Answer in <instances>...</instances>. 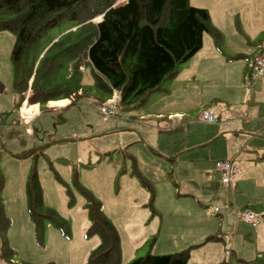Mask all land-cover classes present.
I'll return each mask as SVG.
<instances>
[{
	"label": "rangeland",
	"instance_id": "1",
	"mask_svg": "<svg viewBox=\"0 0 264 264\" xmlns=\"http://www.w3.org/2000/svg\"><path fill=\"white\" fill-rule=\"evenodd\" d=\"M123 2L118 0L116 5ZM188 2L207 10L219 37L203 33L201 48L177 64L173 77L163 80L142 100H117L115 114L106 120L100 107L114 99L117 91L107 90L106 80L94 74L88 62H81L76 70L72 61L64 59L60 43L67 40L68 45L75 39L79 23L68 18L59 21L29 49L28 63L36 79L55 96L57 92L68 95V102L56 106L38 102L39 112L33 116L28 135L24 127L10 126V120L1 119L0 264H10L5 256H12L16 263L90 264L92 253L103 248L100 233L87 234V207L93 201L99 203L101 214L116 231L119 264L148 252L159 255L186 248L187 264H264V256L246 254L252 250L250 245L240 251L244 256H237V250L230 253V233L217 235L226 250L215 251L211 245L215 242L202 238L208 229L221 227L222 216L233 206L230 189L222 180L223 205L204 202L200 212L191 201H179L174 194L175 202L170 201L172 192L193 195L206 190L208 179L219 182L214 180L220 174L214 162L220 157L221 142L216 136L209 138L211 132L217 133L219 124L197 116L208 108L219 109L224 102L230 107L241 102L248 105L257 84L262 80L264 85V76H249L256 52L264 47V0ZM14 40L12 30L0 28V82L4 89L0 109L5 110L11 96L21 101L24 93L31 92L28 89L20 94L14 85L19 76L10 57ZM59 49L63 50L55 62L63 64L55 74L40 77L37 65L54 62L51 56ZM17 104L14 112L21 113ZM250 134L238 133L235 143L241 141L239 147H243ZM257 153L256 162L264 158L259 150ZM34 172L42 187V212L53 214V218L39 217L40 229L29 212L28 180ZM204 212L206 222L197 217ZM237 214L241 230L247 234L246 244H251L252 231L240 218V210Z\"/></svg>",
	"mask_w": 264,
	"mask_h": 264
},
{
	"label": "trees",
	"instance_id": "2",
	"mask_svg": "<svg viewBox=\"0 0 264 264\" xmlns=\"http://www.w3.org/2000/svg\"><path fill=\"white\" fill-rule=\"evenodd\" d=\"M117 1L0 0V28L15 33L10 57L19 76L14 85L20 94L31 90L27 96L29 104L68 98V95L59 96L57 92L55 96L47 91L28 63L29 49L47 28L61 20L73 19L81 25L75 39H71L68 45H65L67 40L60 43L64 45V59L72 61L76 70L81 62H88L94 74L106 80V89L117 91V100L128 103L137 98L142 100L163 80L173 77L177 64L201 48L203 33L210 32L219 37L220 33L210 24L207 10L190 5L188 0H124L116 5ZM97 17L100 19L94 20ZM63 49L51 56L52 60L55 58L54 62L45 61L37 65L35 71L40 77L58 71L63 62L55 61ZM31 75L34 79L28 86ZM66 89L69 91V88ZM3 90L0 82V92ZM219 160H232L238 166L232 158L217 159L214 164ZM240 170L241 173L233 177L231 186L234 178L241 176ZM151 193L154 199L152 190ZM28 196L30 218L40 229L39 217L53 218V214L45 210L42 212V187L35 172L28 180ZM90 206L87 207L90 222L87 234L100 233V247H103L92 253L90 264H119L116 231L101 214L98 202L93 201ZM212 238L217 236L209 235L206 239ZM188 257L189 248L159 255L148 252L126 264H187ZM5 258L11 260L10 264H36L12 262V256Z\"/></svg>",
	"mask_w": 264,
	"mask_h": 264
},
{
	"label": "crops",
	"instance_id": "3",
	"mask_svg": "<svg viewBox=\"0 0 264 264\" xmlns=\"http://www.w3.org/2000/svg\"><path fill=\"white\" fill-rule=\"evenodd\" d=\"M258 53L259 51L256 52L254 56L255 58ZM23 96L24 97L21 101H17L14 95L11 96L12 100L9 101V109H0V122L1 119L5 121L8 119V121H11L10 126L16 125V127H24V131L26 135H28L29 133H32L30 124L33 121V116L36 115V112H39V103L36 102L29 104L25 94ZM245 98H247L246 95L243 96V100H246ZM248 100V105L241 102L235 103L239 106L233 105L230 107L227 102H224L225 104L222 106L220 105L219 109L208 108L213 111L215 110L216 112H214L218 115V120L216 122L219 124L216 126L217 133L210 131L211 134L209 135V138L216 136L214 137L216 138V141L221 142V144H219V149L222 151L219 154L220 157H218V159L232 158L242 169V174L240 177L236 178L233 181V185L229 187L230 195L233 199V206L228 210L229 212L227 214L222 216L223 222L221 227L219 226L218 229H208L207 233L202 235V238L205 240L209 235L217 236L220 233V235L223 236L222 233H224V235L226 233H230V253L237 250V256H242L243 252L240 251L247 248V245H250L252 250L246 253L248 256H264V158H262L264 157V85L262 84V80L257 84V92L250 95ZM57 101H65L61 104L65 105V103L68 102V98L50 100L48 103L51 104V102ZM16 104L21 113L14 112ZM51 105L56 106L57 104ZM25 114L30 116V120L26 121L24 119ZM222 117L223 120L220 121V118ZM254 120L259 122V125ZM244 132L248 133V135L249 133L251 134L246 139L244 143L245 145H243V147H239L241 141H237L235 143V140L239 137L238 133ZM241 136L244 137V135ZM223 137L227 138V140L229 139V142L227 143V141L223 140ZM257 150L261 152L260 156H262L260 157L262 158L261 161L258 162H256V159L259 156ZM218 177L220 180L214 178L215 181H219L216 183L208 179L210 183L208 184L206 190H198L197 194L193 193V195H191L183 193V195H179L180 193L176 194L175 192H172L170 201L175 202V200H173V196L176 195L175 198L179 201H191L193 203V207H197L200 212H202V209L199 207H201L204 202H212L214 203L213 206L219 204L223 205L224 202L222 195L224 192L222 193L220 188L221 174H219ZM224 200L226 201L225 204H228V199L225 198ZM191 202L189 203L191 204ZM239 210L241 212L244 210H251L263 215L262 223L257 226L249 224L247 226V224L242 221V223L246 224V228L249 230L251 229L252 231L251 244H246L247 237L244 236H247V234L241 230V224L239 223L241 220L238 218L239 213L236 215V212ZM205 216L206 213L204 212L200 213L197 217H201L199 219L205 221V219H203ZM218 223L219 221H217V224ZM219 228L222 230H219ZM213 230H215V233L211 234L210 231L213 232ZM219 239L221 238L217 236V238L206 239V241L215 242L214 244H211L214 246L215 251H218V249L226 250V248H222L223 245L219 243ZM236 244L238 245V249L234 248ZM191 246H195V244L191 243ZM223 253L224 252H222V254Z\"/></svg>",
	"mask_w": 264,
	"mask_h": 264
},
{
	"label": "built area",
	"instance_id": "4",
	"mask_svg": "<svg viewBox=\"0 0 264 264\" xmlns=\"http://www.w3.org/2000/svg\"><path fill=\"white\" fill-rule=\"evenodd\" d=\"M264 76V47L261 48L259 54L254 59L251 66L250 78H259ZM114 99H110L100 107L102 118L106 120L109 116L115 114V102L117 94L114 93ZM26 121L30 120V116L24 117ZM198 120L205 122H216L218 115L211 109L205 110L197 116ZM215 167L221 172V180L225 186L231 187L233 177L241 173L240 168L232 160H219L216 161ZM240 218L252 226L259 225L262 220V214L244 210L240 214Z\"/></svg>",
	"mask_w": 264,
	"mask_h": 264
},
{
	"label": "bare ground",
	"instance_id": "5",
	"mask_svg": "<svg viewBox=\"0 0 264 264\" xmlns=\"http://www.w3.org/2000/svg\"><path fill=\"white\" fill-rule=\"evenodd\" d=\"M57 102H61V101H57ZM57 102H51V104H57Z\"/></svg>",
	"mask_w": 264,
	"mask_h": 264
}]
</instances>
